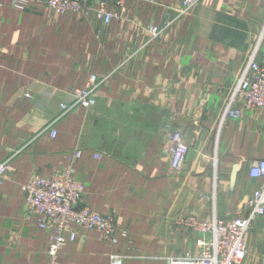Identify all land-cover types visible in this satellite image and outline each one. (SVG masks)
<instances>
[{
	"label": "crops",
	"instance_id": "obj_1",
	"mask_svg": "<svg viewBox=\"0 0 264 264\" xmlns=\"http://www.w3.org/2000/svg\"><path fill=\"white\" fill-rule=\"evenodd\" d=\"M180 2L109 0L119 18L104 24L43 0H0V160L11 165L0 184V264H49L53 232L27 214L23 186L70 165L85 186L81 204L114 214L120 229L114 243L74 225L59 264H111L112 254L167 264L197 252L199 233L182 218L248 211L262 182L249 167L264 158V108L239 99L241 116L221 118L256 49L264 69V0H201L182 15ZM91 75L101 80L96 103L63 114L60 103ZM175 131L189 144L180 171L163 152ZM246 248L242 264H264V218Z\"/></svg>",
	"mask_w": 264,
	"mask_h": 264
},
{
	"label": "built area",
	"instance_id": "obj_2",
	"mask_svg": "<svg viewBox=\"0 0 264 264\" xmlns=\"http://www.w3.org/2000/svg\"><path fill=\"white\" fill-rule=\"evenodd\" d=\"M56 13L73 11L83 16L94 15L104 24H110L119 15L109 8V0H43ZM201 0H181L178 14L190 12ZM21 4V0H16ZM116 5L123 0H115ZM172 22L168 21L167 26ZM156 37L161 29L157 26L148 28ZM101 84L97 75L90 76L88 87H75L69 91V100L60 103L64 114L77 106L91 108L96 103L95 92ZM242 99L251 110L264 108V69L257 58V49L249 56L240 78L232 90L225 105L221 124L227 118H239L241 111L236 103ZM52 135L55 131L52 130ZM189 151V144L180 131H175L163 146L164 154L169 157L175 171L182 169ZM81 155L80 150L68 153V158L75 161ZM11 169L8 160H0V184L7 179ZM249 175L261 180L247 199L248 211L232 217L213 216L207 220L187 217L180 220V225L194 229L199 233L196 240L197 252L171 257L167 264H242L247 257L246 235L257 218H264V158L254 161L249 167ZM24 203L27 214L34 217L39 227L52 230L48 249L49 264H59V253L74 241L80 226L99 232L103 238L114 243L120 224L114 214H102L89 205H82L85 186L75 177L72 165L50 176L34 175L24 186ZM124 256L111 255V264H123Z\"/></svg>",
	"mask_w": 264,
	"mask_h": 264
}]
</instances>
